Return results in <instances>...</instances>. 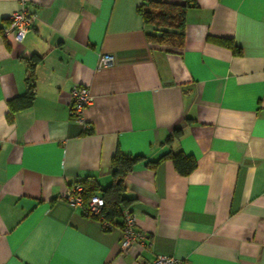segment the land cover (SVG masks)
<instances>
[{"label":"crops","instance_id":"1","mask_svg":"<svg viewBox=\"0 0 264 264\" xmlns=\"http://www.w3.org/2000/svg\"><path fill=\"white\" fill-rule=\"evenodd\" d=\"M144 1L183 4L0 0V264H264V0H194L179 53L147 41ZM22 8L36 20L16 43L4 30ZM79 85L88 133L70 112ZM169 152L195 169L158 162ZM117 154L140 158L125 196L143 239L126 252L120 227L63 199L83 181L100 196Z\"/></svg>","mask_w":264,"mask_h":264},{"label":"trees","instance_id":"2","mask_svg":"<svg viewBox=\"0 0 264 264\" xmlns=\"http://www.w3.org/2000/svg\"><path fill=\"white\" fill-rule=\"evenodd\" d=\"M183 4L167 3L164 1H144L137 9L138 15L142 18L145 26H151L153 32L146 34L147 41L155 46L163 47L173 53H179L185 43V13L188 6L193 5L194 0H182ZM229 46L235 54L239 50L230 42H222ZM28 92L24 99L23 107L31 104L34 95V84L31 80V73L27 78ZM90 126L85 128V132H90ZM178 133V134H177ZM180 132H176L179 138ZM138 157H130L117 154L111 163V183L101 190L100 197L104 200L103 217L104 220L113 223L117 227H122L123 212L129 210L131 199L125 194L127 190V178L132 172L134 165L139 161ZM170 160L176 172L180 175H188L195 167L196 162L192 157L183 154L167 153L158 160ZM156 162V163H158ZM154 163V164H156ZM154 166V165H153ZM84 189L85 199L96 195V187L93 182H78ZM116 220H120L119 224H115ZM105 231L109 229L104 228Z\"/></svg>","mask_w":264,"mask_h":264},{"label":"built area","instance_id":"3","mask_svg":"<svg viewBox=\"0 0 264 264\" xmlns=\"http://www.w3.org/2000/svg\"><path fill=\"white\" fill-rule=\"evenodd\" d=\"M36 18L26 8L14 12L9 17L8 26L4 30L5 35H11L16 43H21L26 34L33 28ZM113 58L108 54L100 55L98 60V68L111 67ZM70 112L74 120L88 128L89 125L84 122V111L93 102V97L89 89L85 85L75 86L71 91ZM84 189L81 184H72L68 187L63 199L72 207L79 208L85 217L93 219L100 223L102 227L109 230L116 226L104 220L103 207L104 200L97 195H93L85 199ZM136 218L132 212L125 210L123 212L122 241L120 243L121 252H126L131 249L137 240L143 239L135 230ZM150 264H186L184 261L167 256H156Z\"/></svg>","mask_w":264,"mask_h":264}]
</instances>
